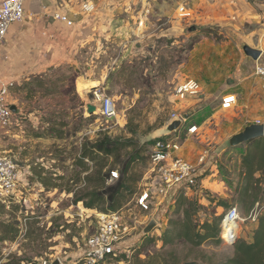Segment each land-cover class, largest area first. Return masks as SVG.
<instances>
[{"label":"rangeland","instance_id":"obj_1","mask_svg":"<svg viewBox=\"0 0 264 264\" xmlns=\"http://www.w3.org/2000/svg\"><path fill=\"white\" fill-rule=\"evenodd\" d=\"M183 2L191 12L186 18L178 13ZM98 8L91 13L75 8L74 16L89 20V40L72 60L52 69L42 84L33 77L5 94L8 104L23 107V114L14 112L13 124L0 128V146H6L5 131H10L13 152L32 159L25 177L26 207L0 203V220L20 228L14 241L1 246L0 264H75L97 231L100 215L111 213L76 202L87 192L105 191L96 175L104 161H79L84 147L104 136L132 142L118 162L109 158L104 170L113 166L118 173L107 186L126 172L130 187L123 192L126 198L119 210L132 231L125 264H219L234 255L233 245L209 240L199 247L177 241L164 246L161 238L167 225L145 233L159 206L145 211L136 199L146 184L150 148L177 116L185 119V126L200 127L193 136L182 130L172 134L183 143V154L194 162L204 153L214 156L213 172L198 192L207 206L198 219L225 215L236 206L229 185L235 187L241 180L246 143L230 146L229 140L253 121L264 122V80L255 76L239 82L236 75L247 57L245 45L264 50V0H136L105 7V12ZM190 79L198 80L201 91L181 100L177 88ZM229 87L237 91L238 102L224 108L221 99ZM95 92L114 100L116 118L107 122L100 110L89 113L88 105L98 106ZM219 200L227 206H217ZM173 202L165 203L169 212H157L163 219L167 215L166 224L176 217ZM261 209L257 210L264 213V205ZM239 217L238 239L250 240L256 221L240 208Z\"/></svg>","mask_w":264,"mask_h":264},{"label":"built area","instance_id":"obj_2","mask_svg":"<svg viewBox=\"0 0 264 264\" xmlns=\"http://www.w3.org/2000/svg\"><path fill=\"white\" fill-rule=\"evenodd\" d=\"M25 5L26 0H2L0 3V44L6 38L10 26L24 19ZM82 9L84 12L91 13L95 10V5L86 2ZM178 13L182 18L191 16L190 9L184 2L179 5ZM55 16L67 25H73V21L67 14L59 13ZM255 74L264 79V66L257 64ZM200 91L201 85L198 80L190 79L178 86L177 96L181 100H187L189 97L198 95ZM6 93L7 87L4 86L0 91V128L2 129H8L13 124L14 117V112L5 99ZM95 94L98 102L96 107L100 110L103 118L107 122L116 118L114 100L103 93L95 92ZM236 103L237 97L234 94H227L221 99L224 108H230ZM181 120L182 125L179 130L185 131L187 135L193 136L200 131L198 125L185 126V119L181 118ZM207 157L206 153L201 154L198 160L194 162L183 154V143L178 137L170 135L158 138L150 148V168L146 173V184L144 189L140 191L136 204L146 211L155 205H157L155 207H160L162 204L172 203L175 194L180 189H186L188 194L194 193L192 189L195 190V193L200 192L203 187V180L209 172H212V167L209 166V157ZM25 177L19 162L5 154L0 147V203L4 205L16 203L26 207L28 197L25 194L27 191ZM117 177L118 173L113 171L110 180L112 181ZM121 213L116 211L100 215L97 231L89 237L86 248L77 257L75 264L126 263L124 257L129 258L130 256L132 245H130L129 236L132 235V231ZM258 215L259 210L255 209L249 217L253 221H257ZM239 218L238 208H230L224 215L222 231L227 223L235 222L238 224ZM236 231L226 237L222 235V237L226 241Z\"/></svg>","mask_w":264,"mask_h":264},{"label":"trees","instance_id":"obj_3","mask_svg":"<svg viewBox=\"0 0 264 264\" xmlns=\"http://www.w3.org/2000/svg\"><path fill=\"white\" fill-rule=\"evenodd\" d=\"M131 145V140L122 142L121 140L104 136L91 143L90 146L84 147L79 160L81 164L86 165L83 162L86 158L93 161L100 158L104 161L97 168L96 175L99 177V188H104L105 191H103L104 193H100V191L87 192L83 196L78 197L76 202L83 201L87 208L101 209L103 211L116 212L122 208L126 198L123 192L130 189L125 177L126 172L122 174L121 178L119 177L120 180L116 184L107 186L106 183L110 180L115 169L112 166L108 170H104L108 166L109 158L115 157L118 162L122 151ZM245 145L246 152L241 163V180L235 187L229 185L233 188L232 195L235 197L234 205H236L230 208L239 207L250 215L253 210L261 209L264 205V137ZM128 167L129 164L125 166L124 171H127ZM258 173H260L259 176L257 175ZM192 190L194 192L192 194H188L186 189H180L175 194L173 211L176 217L168 219L167 227L161 238L164 246L172 245L176 241L188 243L193 247H199L209 240H214L216 244L225 241L221 234L224 214L218 216L214 214L212 219L206 218L201 222L198 219V212L204 208L206 209L207 206L198 198L200 197L198 196L199 193H195L194 189ZM207 199L211 203L213 202V198L207 197ZM217 206L226 207L227 202L219 200ZM256 223V227L252 230V239H238L233 245L234 255L219 264H264V213L259 211ZM19 232L20 228L17 223L0 220V248L4 243L14 241L18 237ZM129 259L130 256L129 258L124 257L127 262H129ZM184 264L212 263L188 261L184 262Z\"/></svg>","mask_w":264,"mask_h":264},{"label":"crops","instance_id":"obj_4","mask_svg":"<svg viewBox=\"0 0 264 264\" xmlns=\"http://www.w3.org/2000/svg\"><path fill=\"white\" fill-rule=\"evenodd\" d=\"M124 1H126V3L124 5L121 4ZM124 1L26 0L24 19L21 22L14 23L10 26L6 38L0 44V91L4 86L7 87V91H11L12 86L15 87V84H26L31 81L33 77L41 79L40 81L42 84V80L46 81L49 79L52 69H55L57 66L73 59L77 50L89 40V37L86 34L89 30H86L85 28L86 23H88L89 20L84 16L81 18L74 16L76 14L75 8H81L86 2H92L95 5V8L99 7L98 10L105 12L104 10L111 8L112 6H125L136 2V0ZM1 2L2 0H0V3ZM59 13L67 14L74 22V26H68L65 22L57 19L55 15ZM255 49L261 50L262 55L258 60H254L246 54L247 57L244 60L242 67L238 69L236 75L238 76L237 81H244L245 79L257 76L255 74L256 65L260 64L264 66V50L260 47ZM8 86L11 87L8 88ZM256 90L257 88H254L251 95L255 93L254 91ZM40 94L43 95L42 93ZM227 94H234L237 97L238 102V93L237 91L232 90V87H229L227 92L223 93V96ZM9 105L15 106L13 103H10ZM16 108V113L19 115L23 114L22 106H17ZM34 118H39V115L34 116ZM253 123H258V121H253ZM259 123L264 124L263 121ZM11 134L10 131H5V135H7L5 136L6 146L4 148L0 147L5 154H8L19 162L25 175H29L32 158L26 154L19 155L18 153L13 152L10 146ZM33 153H36V156L38 155L37 150H34ZM213 158L214 156L208 160L209 166L212 167L213 162L211 161H214ZM40 159L38 160L41 162L43 160L42 156ZM257 175L259 176L260 173ZM209 176L210 175H207L203 180V187H205V183ZM218 183L225 187L222 180H219ZM225 196L228 195L226 194ZM164 208H168L169 212L170 207L167 204H164L161 208H155L153 217L148 220L147 225H149L152 220H157L156 226L163 227L164 229L167 225V215L165 216V219H163V217H159L157 213ZM158 220H161L162 223L160 224ZM158 224H160V226H158ZM256 224L257 223L253 225V229L256 227ZM157 230L159 231V228ZM249 239H252V233Z\"/></svg>","mask_w":264,"mask_h":264},{"label":"water","instance_id":"obj_5","mask_svg":"<svg viewBox=\"0 0 264 264\" xmlns=\"http://www.w3.org/2000/svg\"><path fill=\"white\" fill-rule=\"evenodd\" d=\"M244 51L248 56L252 57L254 60H258L262 55L261 50L255 49L248 45L244 46ZM11 109L13 112H16L17 110L15 106H11ZM88 109H89V113H92L97 109V107L90 104L88 105ZM181 125H182L181 118L179 117L174 118L173 120H171L169 124H167V126H165V128L160 130V134H161L160 137L172 135L174 132L179 130ZM262 137H264V124L253 123L245 127L243 131L233 135L229 140V145L239 146L243 143L253 142ZM155 226H156V221L152 220L150 224L146 227L145 233L149 234L151 230L155 228ZM238 238H239L238 234L233 233L226 239V241L228 244L234 245L238 240Z\"/></svg>","mask_w":264,"mask_h":264},{"label":"bare ground","instance_id":"obj_6","mask_svg":"<svg viewBox=\"0 0 264 264\" xmlns=\"http://www.w3.org/2000/svg\"><path fill=\"white\" fill-rule=\"evenodd\" d=\"M237 227H238V224L235 222L225 224L224 229L222 231V235L224 237L228 236V234L236 231Z\"/></svg>","mask_w":264,"mask_h":264}]
</instances>
